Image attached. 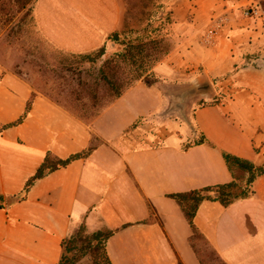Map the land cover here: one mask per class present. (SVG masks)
<instances>
[{
	"label": "crops",
	"instance_id": "1",
	"mask_svg": "<svg viewBox=\"0 0 264 264\" xmlns=\"http://www.w3.org/2000/svg\"><path fill=\"white\" fill-rule=\"evenodd\" d=\"M252 3L259 13L246 16ZM124 12L122 0H37L34 17L54 49L78 55L109 48ZM175 14L181 44L155 67L153 82H137L91 125L31 87H15L19 107L4 106L1 123L18 119L34 98L23 123L0 135V264H59L79 221L111 234V264H202L171 196L231 183L223 152L264 164V0H183ZM219 16L226 25L210 35ZM180 67L222 78L227 95L197 108L187 124L166 113L163 90ZM140 118L146 125L128 132ZM89 149L17 197L48 152L67 159ZM254 190L228 207L204 201L195 214V228L225 264H264V176Z\"/></svg>",
	"mask_w": 264,
	"mask_h": 264
},
{
	"label": "rangeland",
	"instance_id": "2",
	"mask_svg": "<svg viewBox=\"0 0 264 264\" xmlns=\"http://www.w3.org/2000/svg\"><path fill=\"white\" fill-rule=\"evenodd\" d=\"M182 1L122 0L125 12L124 25L121 31L129 33L126 36L127 41L133 40L137 42V39H142L148 42V44H152L151 48L162 46V48L166 49L167 45V49H170V56L181 44V36L178 33V26L175 24V21L178 20L175 11L179 8V4ZM36 2L37 0H32L31 4L23 11H20L18 5L15 4V0H1L0 2V7L13 14V19L9 24L6 23L7 19L5 16L0 15V116L6 111L4 106H10L14 110V113L18 109L19 105L12 103V100L15 98L13 95V92H16L15 87L25 85L38 91V86L34 85L36 84L34 82V73L37 72V65L41 61H47L62 67L60 63L70 60L64 53L54 49L48 43L41 34L36 20L33 22L31 17H25L28 9L31 8L34 11ZM250 5L248 4L247 7ZM33 18L35 19L34 14ZM10 30H14V33L8 36L11 32ZM151 41L161 42V44L155 46ZM153 51L154 49L151 50V53ZM117 52H119L118 47L110 45L102 61L104 62ZM169 56L156 66L163 63ZM100 65L101 63L98 64V66ZM20 72L21 74H18ZM59 74L62 76L67 75L61 70H58L57 75ZM151 74L143 78L142 81L152 83L153 78H151ZM6 77L8 78V82L4 83V78ZM220 80L222 81V78L210 77L200 69L180 67L172 80H167L170 84L163 89L169 97L170 102L166 107V113L187 124L188 118L193 117L197 108L212 107L218 104L217 99L227 97L223 93V87L221 90ZM58 82L64 83L63 80H59ZM203 83H209L212 89L209 91L198 90L196 94L186 95L190 88H197ZM172 84H178L180 87L175 88ZM50 95L53 98V102L63 107L85 124L91 125L96 119L81 118L74 108L66 104L63 98L54 93ZM196 99L197 101H195ZM191 104L192 106L190 107ZM182 105L184 107L187 106V109L185 108L184 110L183 108L181 110ZM141 123V126L146 125L147 120L144 119ZM149 135L153 136L154 133L150 132ZM94 144L97 145L98 143L95 142ZM1 203L3 202L0 201ZM184 205L187 206V202H184ZM102 234H106V231L92 230L87 226L86 222L79 221L72 229L68 239V244L72 248V252L68 255V264L105 263L103 243L101 241ZM192 245L202 264H225L201 234L196 233L193 235Z\"/></svg>",
	"mask_w": 264,
	"mask_h": 264
},
{
	"label": "trees",
	"instance_id": "3",
	"mask_svg": "<svg viewBox=\"0 0 264 264\" xmlns=\"http://www.w3.org/2000/svg\"><path fill=\"white\" fill-rule=\"evenodd\" d=\"M31 2L32 0H15V4L18 5L20 11L25 10ZM33 14L34 11L30 8L26 11L25 17H31V20L34 22ZM0 15L5 16L8 20H6L7 24L13 19V14L7 12L3 7H0ZM175 24H177L176 21ZM10 31L8 36L14 33V30ZM128 34L125 31H117L107 37L108 44L118 47L119 52L104 62L102 59L106 56V46L91 53L78 55L65 54L70 60L60 63L62 67L47 61H41L37 65V72L34 73V82L36 83L34 85H37L39 88L38 91L33 88L35 89V93L40 92L50 100L53 99L50 95L51 93L57 94L66 101V104L74 108L81 118H97L137 82L153 73V68L169 56L170 49H167V45L166 49L162 48V46L151 48L152 44H148V42L142 39H137V42L133 40L127 41L126 36ZM151 43L155 46L161 44V42L156 41H151ZM152 49L154 51L151 53ZM99 63H101L100 66H98ZM58 70L64 71L67 75H57ZM18 74H21V72ZM59 80H63L64 83L58 82ZM33 98L34 94L28 100L23 114L18 119L6 124L0 122V135L23 123L29 115ZM143 120L144 118L137 120L128 132L141 127V121ZM197 142L200 144L206 141L200 137ZM91 151L92 149L85 150L71 155L67 159H61L52 152H48L41 167L27 181L23 191L17 197L20 200H25L36 181L50 173L66 168L76 160L86 158ZM223 157L233 176L231 183L171 196L181 206L193 229V235L199 233L195 228L193 220L198 208L204 201H217L223 206L228 207L236 201L250 198L255 195V182L259 177L264 176V164L259 166L253 161L240 158L228 152H223ZM0 201L3 202V197L1 196ZM184 202H187V206L184 205ZM3 207L1 203L0 209ZM110 235L109 232L102 234L101 241L103 243L105 261L103 264H111L105 250V242ZM69 237L63 242L64 254L59 264L69 263L68 255L72 252V248L68 244Z\"/></svg>",
	"mask_w": 264,
	"mask_h": 264
},
{
	"label": "built area",
	"instance_id": "4",
	"mask_svg": "<svg viewBox=\"0 0 264 264\" xmlns=\"http://www.w3.org/2000/svg\"><path fill=\"white\" fill-rule=\"evenodd\" d=\"M260 8L261 7L259 4L252 3L250 6L246 8L245 15L246 16L257 15L259 13ZM214 22L215 24H218L219 26L212 27L210 29V35H214V34L216 35L218 33V30H221L226 25L227 19L225 16H219L218 18L214 20Z\"/></svg>",
	"mask_w": 264,
	"mask_h": 264
},
{
	"label": "water",
	"instance_id": "5",
	"mask_svg": "<svg viewBox=\"0 0 264 264\" xmlns=\"http://www.w3.org/2000/svg\"><path fill=\"white\" fill-rule=\"evenodd\" d=\"M211 85L209 83H203L201 85H199L197 88H193V89H190L187 91L186 95H193V94H196L197 91H209L211 90ZM13 200V198H9L8 199V203H11Z\"/></svg>",
	"mask_w": 264,
	"mask_h": 264
}]
</instances>
